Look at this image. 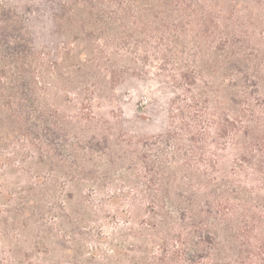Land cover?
I'll use <instances>...</instances> for the list:
<instances>
[{
	"label": "rangeland",
	"instance_id": "374dc122",
	"mask_svg": "<svg viewBox=\"0 0 264 264\" xmlns=\"http://www.w3.org/2000/svg\"><path fill=\"white\" fill-rule=\"evenodd\" d=\"M225 2L216 15L229 43V70L222 69L224 78L201 80L203 89L264 93V78H257L264 64V0ZM243 55L254 60L242 72L246 88L232 80ZM180 94L154 77L100 89H50L48 97L71 111L70 144L83 141L66 153L73 157L59 173L42 172L36 144L5 136L0 120V264H84L97 247L89 263L116 261L117 249L136 264H168L186 232L215 234L224 254L233 253L246 210L264 235V173L242 163L228 140L213 142L211 126L201 125L197 138L174 128L169 106ZM230 204L244 209L225 225Z\"/></svg>",
	"mask_w": 264,
	"mask_h": 264
},
{
	"label": "trees",
	"instance_id": "16d2710c",
	"mask_svg": "<svg viewBox=\"0 0 264 264\" xmlns=\"http://www.w3.org/2000/svg\"><path fill=\"white\" fill-rule=\"evenodd\" d=\"M225 3L0 0V99L6 101L0 106V120L7 126L5 136L34 142L41 171L59 173L73 157L66 153L78 150L76 144L83 141L77 138L73 146L70 144L67 118L71 111L48 97L50 89H100L104 84L116 86L128 77H154L181 91L169 106L174 128L197 138L199 127L209 125V132L214 130L215 134L213 142L228 140L242 163L257 175L264 173L262 89H215L205 93L209 79L224 78L222 69H227L229 43L219 34L221 20L216 15ZM236 64L241 75L232 80L246 88L249 77L242 72L254 60L243 55ZM259 69L261 76L257 78L263 81L264 64ZM201 80L207 83L203 85ZM80 118L86 121L85 110H81ZM173 133L167 135V141L174 139ZM147 181L153 189L151 179ZM245 206L250 207L249 203ZM240 209L244 206L230 204L225 225ZM242 217L246 224L239 228V248L231 258L233 253L224 254L215 234L196 236L186 232V239L182 236L180 245L175 243L180 249L168 253L167 263L264 264L260 221L248 210ZM98 251L99 247L89 259H97ZM114 254L117 260L106 258L104 264H136L133 258L120 257L117 249ZM88 260L83 263L95 264Z\"/></svg>",
	"mask_w": 264,
	"mask_h": 264
}]
</instances>
